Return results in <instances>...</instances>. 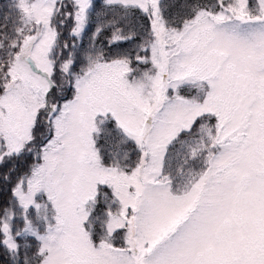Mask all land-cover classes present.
I'll return each mask as SVG.
<instances>
[{"label":"snow or ice","instance_id":"6c2138e0","mask_svg":"<svg viewBox=\"0 0 264 264\" xmlns=\"http://www.w3.org/2000/svg\"><path fill=\"white\" fill-rule=\"evenodd\" d=\"M0 264H264V0L0 3Z\"/></svg>","mask_w":264,"mask_h":264},{"label":"trees","instance_id":"16d2710c","mask_svg":"<svg viewBox=\"0 0 264 264\" xmlns=\"http://www.w3.org/2000/svg\"><path fill=\"white\" fill-rule=\"evenodd\" d=\"M4 2V0H0V3H3ZM101 2V0H97V3H100ZM90 38V34H89V36H86L85 37V40H84V43H85V45L88 43V39ZM7 197L5 196V199H6Z\"/></svg>","mask_w":264,"mask_h":264}]
</instances>
